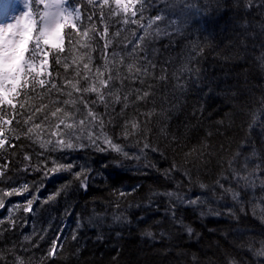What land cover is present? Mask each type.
Segmentation results:
<instances>
[{
    "label": "trees",
    "instance_id": "trees-1",
    "mask_svg": "<svg viewBox=\"0 0 264 264\" xmlns=\"http://www.w3.org/2000/svg\"><path fill=\"white\" fill-rule=\"evenodd\" d=\"M76 2L84 5L85 16L93 13L87 0ZM167 3L168 0H154L145 15H156ZM186 3L188 22L181 33L152 45L156 50L151 55L156 63L155 75L159 77L165 74L162 69H167L168 76L162 83L148 81L156 87L157 109L163 110L150 125V143L159 151L146 150L139 160L91 147L50 151L41 157L39 145L21 135L26 126L13 121L15 133L5 129L10 144L0 149V167L7 164L0 190L24 184L30 189L22 196L7 198L6 205L24 204L33 195L38 199L31 214L22 209L14 212L15 227L7 222L0 225V253L4 255L0 264H13L16 255L24 256L30 264H228L229 260L236 264H264V257L254 255L264 242V190L257 180L254 190L243 191V184H236L228 165L235 160L233 168L239 169L245 157L250 158L249 171L256 164L264 165V63L259 59L264 55V0H253L251 7L247 6L249 0ZM94 20L99 26L98 19ZM84 23L88 24L87 19ZM193 43L205 48L196 65L199 78L185 74L179 82L186 86L180 89L176 87V76L180 75L183 57ZM161 96L167 102L161 104ZM29 103L39 106L40 101L33 99ZM151 107L139 106L140 111ZM96 110L104 109L100 106ZM116 111L119 112V105ZM133 114L129 109L125 118L130 119ZM106 130L130 155H140L134 140L119 138V127ZM14 135L21 138L17 140ZM172 136L177 137L179 144L171 142ZM202 143L210 145L211 155L204 157L206 163L193 171L189 182L183 174L184 153ZM25 154L32 157L30 162L24 160ZM42 160H47L49 169L52 160L77 167L45 177L43 171L32 170ZM173 162L180 170L163 175ZM26 165L28 170L24 171ZM81 167L88 170L87 190L81 189L74 179L73 173ZM218 179L226 187L231 185L242 191L246 215L240 212L242 205L233 202L230 193L213 190ZM199 183L209 188L201 189ZM65 184L69 185L65 192L44 203ZM119 192L131 195L119 197ZM169 192L176 195L168 196ZM177 196H199L202 203L189 206ZM229 209L237 212L239 221L227 215ZM7 216V210L0 209V219ZM117 216L121 219L116 220ZM187 227L193 229L191 236ZM148 232L153 236L146 235ZM25 235L32 239L25 241ZM58 236L62 249L48 258L46 253Z\"/></svg>",
    "mask_w": 264,
    "mask_h": 264
},
{
    "label": "snow or ice",
    "instance_id": "snow-or-ice-1",
    "mask_svg": "<svg viewBox=\"0 0 264 264\" xmlns=\"http://www.w3.org/2000/svg\"><path fill=\"white\" fill-rule=\"evenodd\" d=\"M252 3L253 0H249L247 6L251 7ZM87 4L93 6L94 11L85 16L82 10L84 5L76 0H0V149L10 144L5 129L14 134L15 129L11 126L15 121L17 125L26 126L21 135L39 145L41 157L50 151H75L91 147L98 152L110 150L127 159L139 160L146 150L159 151L150 143V125L152 119L161 115L163 110L157 109L156 87L148 81L162 83L168 80V76L167 69H162L165 74L159 77L155 75L156 63L151 55L156 50L152 45L161 38H172L181 33L188 22L189 6L186 0H168L166 7L159 9L156 15L146 16L154 0H87ZM94 17L98 19L99 26ZM130 25L134 28L129 29ZM110 29L114 30L110 32ZM125 32L128 35H123ZM204 52L205 48L199 43L188 46L179 69L180 75L176 76V87L183 89L186 86L179 82L185 74L188 77L195 74L199 78L200 69L196 65ZM259 59L264 63V55ZM97 60L100 62L97 63ZM33 99L40 101L39 106L29 103ZM160 102H167V98L161 96ZM261 103H264V99ZM117 105L119 112L116 111ZM141 105L152 107L140 111ZM100 106H103V112L96 110ZM129 109L134 111L130 119L125 118ZM219 123L223 124V121ZM117 127L121 129L119 138L134 140L140 155H130L121 144L114 142L106 129ZM21 135H14V138L19 140ZM208 135L211 136V133ZM171 142L179 144L176 136H172ZM209 148L210 145L202 143L199 148L193 147L184 153L183 174L189 182H192L193 171H198L200 165L206 163L204 157L211 155ZM252 157H256L255 152ZM31 159L30 155H24V160L30 162ZM249 161L250 158L245 157L239 169L233 168L235 160L228 162L236 184H243V191L254 190L259 180V186L264 190V165L256 164L249 171ZM75 167L73 163L58 164L52 160L49 169L47 160H42L32 170L43 171L44 176L48 177L50 174L71 172ZM23 170L27 171L28 166ZM179 170L180 167L173 162L163 175L169 176ZM6 171L7 164L0 167V179L5 177ZM73 175L79 181V187L87 190L88 170L81 167ZM68 187V184L63 185L44 203L55 200ZM199 187L208 189L209 185L199 183ZM212 188H218L223 194L230 193L232 201L242 205V191L231 185L226 187L219 179ZM135 190L132 189L133 192ZM29 191L28 184L0 190V209L8 212L5 219H0V225L7 222L15 227V211L22 209L29 214L34 211L33 204L38 199L34 195L24 204L6 205L7 198L22 196ZM126 195H131V192L118 193L119 197ZM167 195L176 194L169 192ZM177 199L189 206L202 203L199 196L193 199L177 196ZM261 203L264 204V198H261ZM240 212L247 214L243 205ZM261 212L264 213V208ZM174 213L175 204L172 205L173 216ZM252 214L255 216V211ZM227 215L240 220L232 209ZM261 218L264 221V216ZM115 219L120 220L121 217ZM186 231L189 236L193 234L191 227H187ZM146 235L152 237L153 233ZM76 238L74 232L72 239ZM31 239L29 235L24 236L25 241ZM59 239L58 236L52 242L46 253L48 258L55 257L62 249ZM254 255L264 257V242L254 251ZM3 259L4 255L0 253V260ZM13 264L30 262L24 256L16 255ZM228 264L236 262L229 260Z\"/></svg>",
    "mask_w": 264,
    "mask_h": 264
}]
</instances>
